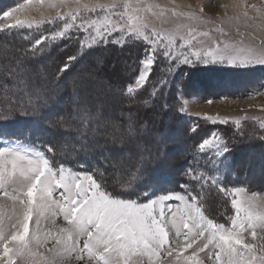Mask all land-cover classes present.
I'll list each match as a JSON object with an SVG mask.
<instances>
[{
	"label": "rangeland",
	"instance_id": "1",
	"mask_svg": "<svg viewBox=\"0 0 264 264\" xmlns=\"http://www.w3.org/2000/svg\"><path fill=\"white\" fill-rule=\"evenodd\" d=\"M80 2L108 5L114 0H80ZM115 2H121V0H115ZM260 2L261 0H130L133 5H160V8H154L148 13L142 11L140 13L142 22L149 30L161 32V39L164 43L157 46L158 53L168 50L174 57H180L174 65L167 67L166 70L170 68L171 71L163 72L164 67L162 69L161 64L163 55L158 56V63L155 67L153 66L157 72L154 71L149 80L152 82L166 80L167 83L164 84V90L160 92L161 102L155 103L150 101L152 91L149 89V84L148 88L145 87L147 83L131 96L126 94V87L133 84L139 75L140 61L145 56L148 47L146 43L144 51L132 47L128 50L112 51L96 49L95 52L86 55L85 59L89 61H85L84 58L76 59L65 75H61L62 79L53 81L51 78L55 76L64 59L76 54L73 46H70L71 50L68 52H59L62 47L57 48L56 52L46 51L47 56L35 57L26 63V60L22 58L25 48L21 41L13 34H7V36L0 34V66H15L14 61H22L18 67L16 81H13L7 74L0 73V86H3L0 87V100L9 103L14 96L23 95L21 81L27 82L28 85L35 82L40 85L29 86V88L39 89V96H23V99L28 107L32 106L35 101H40L42 93L43 96L45 95L42 96L41 103L50 102V107L45 108V105H41L47 111L43 118L44 121L49 122L53 118L56 120L63 117V121L59 120L55 127L65 126L64 128L70 130L75 128L72 125L80 122L83 115L91 114L94 118L88 129H81L80 136L83 135L84 139L81 138L80 142L79 133L73 137L61 136L58 133H51V136L61 141L62 157L72 154V149L68 146L71 140L76 139L75 142H79L77 144L79 148H83L85 143L93 144L92 151L100 152L101 157H106L103 161L99 158L95 162L102 166L100 168H109L106 172L102 169L96 170L97 173L104 175L108 186L114 182L121 189H135L131 180L137 177L147 178L151 171L149 169L142 171V166L149 159L157 160L156 167L160 171L158 170L153 175L158 181L155 184L156 189L150 190L147 196L140 200L141 202L169 193L161 192L157 195L155 192L158 186L161 189L164 186H171L169 181H172L174 176L182 175L187 167L195 169L193 175L203 173L209 176L210 172V176H216L220 182H222V177L229 176L230 180L239 182V185L234 187L246 189L249 196L255 192L259 199L264 197V143L259 139L260 136H264V129L259 127L260 123L264 122V65L255 62L184 64L181 62L183 60L181 53L188 54L196 50L203 52L219 47L221 50L226 49L232 52L233 55L239 56L241 53L246 55L250 50L258 55L257 48L264 40V29L258 26V22L253 23L244 19L242 13L245 10V4ZM19 4H24L25 7L14 13V16L36 24L56 16L57 13L71 11L76 8L77 0H43V3L39 0H30V2L29 0H0V14L4 10L16 8ZM249 16H252L251 12ZM0 23H14V20L0 17ZM125 33L129 35L131 32ZM130 36L143 41L142 36L132 33ZM168 38L173 41L172 47L164 49ZM190 45L195 47H190ZM27 76L31 81L27 80ZM17 82L21 88L16 87ZM52 83L64 88L57 92L56 101L53 100L52 92L46 94V87ZM167 89V98L174 96L175 100L172 99L170 103L173 106L172 111L164 113V101L166 100L164 92ZM29 99L32 100L31 104L27 103ZM60 106L67 109L63 111ZM77 109L86 111L78 114ZM176 110L183 116L172 113ZM59 114L60 117L56 118ZM206 115L212 117V120L204 119ZM225 118L229 120L228 124H231L230 128H226V133L236 142L235 144L233 141L236 146L234 156L232 159L229 156H223L219 172L218 167L213 168V164L216 165L214 161L218 159L214 155V149H206L203 152L197 150L196 160L201 164L204 163V160L201 161L202 155L200 154H204L203 157L206 159V164L198 167L193 163L196 161L193 160V155L192 157L189 155L193 151L192 146L197 148L203 139L212 138V133H216V136L223 140L222 135L220 137L219 134L225 124L219 121ZM236 119L241 122L238 132L235 131L237 126L233 123ZM191 120L198 125L196 135H189V121ZM153 122H157V125L155 126ZM130 127L137 134L138 141L146 143L150 148V152L146 153L148 160L137 171L132 169V172L122 171L120 168L121 162L130 154L129 151L127 149L124 153L114 151L115 147H124L121 140L128 139L126 134ZM147 128L151 130L149 133L146 132ZM93 129L97 131L94 132ZM234 134L241 136L239 141H236ZM165 136L169 138L166 139ZM20 143L32 152L33 158H35V151H41L37 147L33 148ZM229 162H232L233 168L236 169L235 172L227 170ZM65 167L76 171L67 165ZM188 177L190 179L187 178L188 185L194 188L192 195L201 192V188L197 186L198 182ZM190 188L188 187L189 191ZM170 192L186 194L184 190ZM206 193H208V200L203 201L202 210L204 209L205 215L209 218H215L221 223L225 208L221 198H214L210 194L211 191H206ZM201 195L204 199L205 195L202 193ZM169 202L173 205L179 203L175 199ZM4 203V198L0 194V204ZM10 205L11 201H8L7 206L3 208L6 228L8 226L7 217L14 214ZM231 213V215L235 214L232 208ZM65 223L62 217H57L56 225L45 221L42 227H52L55 231L57 226H63ZM33 228L34 225L30 222V234ZM48 247H51V244ZM145 264H147V258H145Z\"/></svg>",
	"mask_w": 264,
	"mask_h": 264
},
{
	"label": "snow or ice",
	"instance_id": "2",
	"mask_svg": "<svg viewBox=\"0 0 264 264\" xmlns=\"http://www.w3.org/2000/svg\"><path fill=\"white\" fill-rule=\"evenodd\" d=\"M39 2L43 3V0ZM24 7V4H19L16 8L4 10L0 17L14 20V23H0V31L32 29L30 20L14 16ZM154 8H160V5H133L130 0H114L108 5L88 4L77 0L76 8L71 11L57 13L54 17L37 22L38 25L45 23L56 27L29 42V51L37 55L47 47L49 41L70 40L73 31L86 34L80 40L81 45L89 39L93 44H107L108 38L122 25L121 33L131 32L142 36L148 45L140 61L138 77L126 87V94L131 96L149 83L159 55L165 58L173 55L168 50L157 52V46L164 43L161 32L149 30L142 22L140 13L151 12ZM244 9L242 17L253 23L258 22V26L264 29V0L245 4ZM249 12L252 13L251 17ZM113 42L119 44L120 40ZM172 43L168 38L164 49H171ZM257 52L258 55L250 50L246 55L241 53L238 56L217 47L203 52H182L181 62H255L264 65V40ZM76 59L75 54L67 56L56 75L65 74ZM175 59L179 61L180 57L176 56ZM21 63L14 61L15 66H7L0 71L16 81ZM21 83L23 95L17 96L13 110L26 107L23 96H39V89L29 88L27 82ZM158 83L164 85L167 81L159 80ZM155 91L153 88V93ZM27 103L31 104L32 100L29 99ZM81 111L86 110L77 109L78 114ZM93 118L88 114L81 117V122L87 125ZM203 118L212 120L207 115ZM4 120H7L6 116L0 121ZM219 123L228 124L229 120L225 118ZM233 123L240 127L239 119ZM197 127L191 131L195 132ZM259 127L264 129V122ZM126 135L128 139L121 140L124 147H115L114 151H129L120 168L132 172V169H139L148 160L146 153L150 152V148L138 141L131 127ZM211 135L212 138H205L198 144L197 150L214 149V155L218 158L214 163L220 164V158L230 149L216 133ZM259 139L264 140V136ZM52 152V146H47L45 151H35L33 158L32 152L20 141L5 140L0 136V194L5 202L0 204V264H145V258L147 264H264V197L258 199L257 193L249 196L246 189L229 188L216 176L203 173L193 175L194 169H186L185 176L197 181L201 189L210 182L222 197H230L235 214L225 223H219L205 215L201 192L192 195L193 189L189 191L188 185H181L186 194L169 192L142 202L139 199H123L107 190L104 175L95 169L76 172L64 165L54 167L47 158ZM193 160H196L195 155ZM172 199L179 203L173 205L169 202ZM8 201H11L14 214L7 217L6 228L3 208ZM57 217H62L66 223L57 226L55 231L52 227H42L45 221L56 225ZM30 222L34 225L31 234ZM49 244L51 247H48Z\"/></svg>",
	"mask_w": 264,
	"mask_h": 264
},
{
	"label": "trees",
	"instance_id": "3",
	"mask_svg": "<svg viewBox=\"0 0 264 264\" xmlns=\"http://www.w3.org/2000/svg\"><path fill=\"white\" fill-rule=\"evenodd\" d=\"M93 18H95V14H93ZM56 27V25L54 24H45V23H40L39 25L36 23L33 24L32 29H21V30H12L11 32H3L0 31L1 35H5L7 36V34H13L15 37L18 38L19 41H21V44L24 46V51H23V55L22 58L23 60H26V63L28 61H31L32 59H34L35 57H40V56H47L46 51H48L49 53L51 52H56L57 48L62 47V49H59V52L63 51V52H68L69 50H71V47L73 46V48H75V55L77 56V60L79 59H83L85 61H89V59H85L86 55L91 54L93 52L96 51V49H107V50H128L131 47L134 49H138V50H142L144 51V46H145V42L136 38H133L131 35V33H129V35L127 33H120L118 34V32H120V27L117 28V34H113L112 36H110L108 38L109 42L107 44L101 43V44H93L91 42V40H87L83 45H81L80 40L84 38V36L86 35L85 33H83L82 31L79 33H76L75 31H73V36L70 40L68 39H63V40H59V41H49L47 47L41 51L39 54L37 55H33L31 53V51H29V49L31 48V45L29 42L34 41V38H38V36L42 33H50L52 30H54ZM117 35L119 37H117ZM121 35V36H120ZM119 39L120 43H114L113 41ZM65 45H67V47H65ZM71 46V47H70ZM107 53V52H105ZM136 56V54H135ZM134 56V58H136ZM162 59V69L163 72L169 71L166 70L168 66H172L176 63V59L174 57V55L165 58L164 56L161 57ZM55 62V61H53ZM158 63V61L154 64V67L156 66V64ZM25 65V64H24ZM161 67V65H158ZM7 66H0V70H2L3 68H5ZM153 67V72L155 71V73L157 72V70H154ZM3 71H0V73H2ZM4 73V72H3ZM57 73V72H56ZM6 74V73H5ZM152 74L150 75V77L152 76ZM65 75V74H63ZM62 75V76H63ZM62 76H57L55 74V76H52V80H59L62 79ZM62 77V78H61ZM28 81H31V79L29 78V76L26 77ZM55 78V79H54ZM152 79V78H151ZM148 84H149V89L152 91V97H150V101L151 103H155V102H161L160 101V92L162 90H164L165 85H161L160 83H158V81L156 82H152V80H149V83H147V85L145 87L148 88ZM37 85H40V83H30L28 86H35L37 87ZM17 88H21V86H19L18 82H17ZM153 88L156 89L155 93H153ZM22 91H24V87L22 86ZM64 88L59 87L57 85H54L53 83L50 84L49 86L46 87V94L51 93L52 92V96L54 97L53 100L56 101V96H57V92L59 90H62ZM64 91V90H63ZM168 89L164 92V97H165V101H164V106H165V112H171L173 109V106L170 105L172 99L175 100V97H171V98H167L166 93H167ZM159 94L158 96L156 94ZM43 94V93H42ZM40 95V101H35L34 104L32 106H28L25 108H15V110H13V106L16 100V96H14V99H12L11 102L9 103H5L4 101L0 100V120H2L5 116L7 117V120L4 121H0V136H3L4 139H14V140H19L20 142L28 145V146H35L37 148H39L41 151H45L47 146H52L53 148V152L48 154V159L50 160V163L54 166V167H59L60 165H67L73 169H75L78 172L81 171H85V170H98V169H102V170H109V168H100L102 166H100V164L98 162H95L96 160H98L99 158H102V161L106 159L105 156L101 157L100 156V152H94L92 151V147L93 144H89V143H85L83 148H79L77 147V144L81 141V138L84 139V136L81 135L80 136V132L81 129H88L91 125L90 123H88L87 125H85L84 123H82L81 121L78 123H74L75 128L73 129H66L63 126L62 127H55V124L58 123V121L61 120L63 121V119H54L50 120L49 122L44 121L43 118H45L44 115H46L47 111L45 109H43V106L41 105H45L46 107H50L48 103H41L42 98L45 96ZM43 96V97H42ZM134 97V96H133ZM144 100V99H142ZM141 100V101H142ZM173 100V101H174ZM62 106V105H61ZM60 106V107H61ZM62 110H66L67 108L65 106L66 109H64V107H61ZM7 109V111H6ZM171 110V111H169ZM153 113L155 112V109L152 110ZM175 114H180V112H178L177 110L172 112ZM71 114V113H70ZM68 114V115H70ZM158 115H160V113H158ZM173 115V114H172ZM85 116V115H83ZM183 116V115H181ZM60 114L58 117L59 118ZM173 117H175L173 115ZM171 117V118H173ZM185 117V116H184ZM181 119V118H180ZM55 121V123H53ZM64 123V122H63ZM154 125L156 126L157 122H153ZM62 124V123H61ZM197 126V124L194 123V121H189V135H196L197 134V130L195 132L191 131V129L193 127ZM229 126H231V124H225L220 132V137L222 135L223 137V141L227 143L228 148L230 149L228 153H225L224 156L225 157H230L232 159V157L234 156L235 150H236V146L233 144L235 142L234 138L229 137V135H227L226 133V128H228ZM205 128H207L208 126H204ZM230 128V127H229ZM150 128L146 129V132H150L151 130H149ZM198 129V128H196ZM239 128L236 127L235 131H237ZM144 132V133H146ZM238 132V131H237ZM51 133H58L61 136H67V137H73L74 135H77L79 133V142H75L76 139L71 140V143L68 144L69 148L72 149V154L71 155H65V157L61 156V152H63V148L61 150V141L56 139V138H52ZM82 133V132H81ZM235 139L236 141H239L240 139V135L237 134L235 135ZM168 136H165V138L167 139ZM169 138V137H168ZM234 141V142H233ZM264 143V140L263 142ZM236 144V142H235ZM193 151L191 154L196 156L198 155V151L197 148L193 147ZM61 151V152H60ZM202 155V159L201 161L204 160V163L201 164L200 161L196 160L195 165H197L198 167L203 166V164H206V159L203 157L205 156L204 154H200V156ZM204 158V159H203ZM94 161V162H93ZM221 161H223V157L221 159ZM101 162V161H100ZM157 160L155 159H149V161H147L143 166H142V171H146L149 169L150 175L146 178H135L131 180V183L133 186H135V189H121L117 186V184H114V182L110 183L109 186L107 185L108 183L106 182V188L109 192H111L113 195H116L120 198H125V199H139L142 200L144 199L148 192L150 190H155L156 186L155 184H157V179L153 177L155 172H158L159 168L156 167ZM235 164V162H234ZM160 167V166H159ZM217 168V170L220 172V164H213V168ZM192 168V167H190ZM188 169L185 168L182 172V175H178V176H174L172 181H169V184L171 186L166 187L164 186V188L161 189L160 186H158L157 191L155 193L161 194V192H170V191H179V190H184L181 185H188V179L189 177L185 176V170ZM233 168L232 162H229L228 164V169L227 170H231L232 172H235L236 169ZM195 170V169H194ZM223 170V169H222ZM137 171V170H136ZM160 171V170H159ZM195 172V171H194ZM193 172V173H194ZM162 173V172H161ZM208 173V172H207ZM227 173V172H226ZM237 173V172H236ZM163 174V173H162ZM210 176V172L208 173ZM156 177V176H155ZM229 176H224L222 177V182L223 184H226L227 187L229 188H233L236 185H239V182L237 181H233L230 180L228 178ZM188 178V179H187ZM186 179V180H185ZM248 179V178H247ZM184 180V181H183ZM190 180V179H189ZM187 181V182H186ZM176 183V185H175ZM111 187V188H110ZM188 187H192L190 185H188ZM113 188V189H112ZM208 188V189H207ZM194 188H190V190ZM205 189V191H203ZM206 191H211L212 193H210L214 198H221L220 200L222 201L223 205H224V215H223V219L221 221V223H225V220H227L229 217H231L232 213H231V206H230V198H225L222 197L218 190L211 185V183L209 182V184H205L204 188L201 189V193L203 195H205L204 197V201L208 200V196L206 193ZM146 194V195H145ZM228 201V202H226ZM204 210V209H203ZM215 212V211H214ZM217 220V219H216ZM218 221V220H217ZM219 222V221H218Z\"/></svg>",
	"mask_w": 264,
	"mask_h": 264
}]
</instances>
